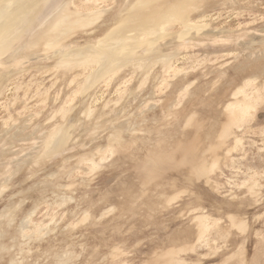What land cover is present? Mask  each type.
Listing matches in <instances>:
<instances>
[{
  "label": "rangeland",
  "instance_id": "rangeland-1",
  "mask_svg": "<svg viewBox=\"0 0 264 264\" xmlns=\"http://www.w3.org/2000/svg\"><path fill=\"white\" fill-rule=\"evenodd\" d=\"M0 72V264H264V0H0Z\"/></svg>",
  "mask_w": 264,
  "mask_h": 264
},
{
  "label": "bare ground",
  "instance_id": "bare-ground-1",
  "mask_svg": "<svg viewBox=\"0 0 264 264\" xmlns=\"http://www.w3.org/2000/svg\"><path fill=\"white\" fill-rule=\"evenodd\" d=\"M64 1V0H63ZM117 1V0H116ZM179 2V1H178ZM193 2V1H192ZM224 3V2H223ZM235 3V2H234ZM233 3V4H234ZM45 4V3H44ZM67 5V4H66ZM176 6V5H175ZM30 7V6H29ZM42 7V6H41ZM64 7H66V6H64ZM63 7V8H64ZM221 7V6H220ZM59 8H61V7H59ZM63 8H61V10L63 9ZM57 9V8H56ZM68 10H69V8H68ZM105 10V9H104ZM126 10V9H125ZM101 11V10H100ZM110 11V10H109ZM127 11V10H126ZM51 12H53V11H51ZM57 12H58V10H57ZM65 12V11H64ZM99 12V11H98ZM108 12V11H107ZM112 12V11H111ZM15 13V12H14ZM41 13V12H40ZM69 13V12H68ZM67 13V14H68ZM73 13V12H72ZM117 13V12H116ZM115 13V14H116ZM133 13V12H132ZM34 14V13H33ZM56 14V13H55ZM57 15V14H56ZM55 15V16H56ZM61 15V14H60ZM71 15V14H70ZM81 15H83V14H81ZM103 15V14H102ZM126 15V14H125ZM145 15V14H144ZM43 16V15H42ZM108 16V15H107ZM116 16H119V15H116ZM127 16H130V15H127ZM64 17V16H63ZM96 17V16H95ZM111 17V16H110ZM123 17V16H122ZM126 17V16H125ZM28 18V17H27ZM55 18V17H54ZM53 18V19H54ZM124 18V17H123ZM127 18V17H126ZM62 19V18H61ZM81 19V18H80ZM93 19V18H92ZM96 19V18H95ZM118 19H119V17H118ZM75 20H76V18H75ZM114 20H116V19H114ZM144 20V19H143ZM50 21V20H49ZM51 21H53V20H51ZM59 21V20H58ZM61 21V20H60ZM92 20H90L89 22H91ZM49 23V22H48ZM61 23V22H60ZM87 23H88V21H87ZM56 24V23H55ZM65 24V23H64ZM71 24H73V23H71ZM32 25V24H31ZM74 25V24H73ZM82 25V24H81ZM64 26H66V25H64ZM85 26V25H84ZM20 27V26H19ZM54 27V26H53ZM52 27V28H53ZM88 27V26H87ZM55 28V27H54ZM65 28V27H64ZM84 28V27H83ZM86 28V27H85ZM49 29V28H48ZM204 30H205V28H203ZM202 29V30H203ZM45 30V29H44ZM76 30V29H75ZM80 30V29H79ZM192 30H193V28H192ZM27 31V30H26ZM194 31V30H193ZM201 31V30H200ZM200 31H198L197 30V32L199 33ZM213 31V30H212ZM12 32V31H11ZM43 32V31H42ZM197 32H195V33H197ZM211 32V31H210ZM217 32V31H216ZM218 32H220V31H218ZM222 32V31H221ZM31 33V32H30ZM35 33V32H34ZM37 33V32H36ZM59 33V32H58ZM181 33V32H180ZM208 33H209V31H208ZM227 32H225L224 34H226ZM33 34V33H32ZM56 34V33H55ZM55 34H53V35H55ZM175 34H177V33H175ZM182 34H185V33H182ZM200 34H202V33H200ZM218 34V33H217ZM25 35H26V33H25ZM34 35V34H33ZM39 35V34H38ZM216 35V34H215ZM29 36H32V35H29ZM169 36V35H168ZM188 36V35H187ZM201 36V35H200ZM205 37V35H202L201 37ZM206 36H209L208 34H206ZM212 36V35H211ZM35 37V36H34ZM111 37V36H110ZM8 38V37H7ZM36 38V37H35ZM167 38H169V37H167ZM251 38V37H250ZM263 38V37H262ZM27 39H28V37H27ZM30 39V38H29ZM117 39V38H116ZM159 39V38H158ZM157 39V40H158ZM24 40V39H23ZM22 40V41H23ZM58 40V39H57ZM56 40V41H57ZM110 40V39H109ZM115 40V39H114ZM119 40V39H118ZM161 40H163V39H161ZM259 40H262V39H259ZM50 41V40H49ZM63 41V40H62ZM155 41V40H154ZM160 40H158L157 42H159ZM247 41H248V39H247ZM40 42V41H39ZM86 42V41H85ZM88 42V41H87ZM97 42H98V40H97ZM110 42V41H109ZM121 42V41H120ZM120 42H118V43H120ZM152 42V41H151ZM156 42V41H155ZM59 43V42H58ZM62 43V42H61ZM54 44H56V43H54ZM82 44V43H81ZM101 44V43H100ZM145 44H148V41H147V43H145ZM32 45H33V43H32ZM40 45V44H39ZM44 45V44H43ZM51 45H53V44H51ZM65 45V44H64ZM105 45V44H104ZM108 45H109V43H108ZM111 45V44H110ZM248 45V44H247ZM20 46V45H19ZM31 46V45H30ZM45 46H50V44L49 45H45ZM102 46V45H101ZM119 46V45H118ZM129 46V45H128ZM105 47V46H104ZM108 47H110V46H108ZM127 47V46H126ZM125 47V48H126ZM133 47V46H132ZM27 48H28V46H27ZM30 49H33L32 47H29ZM86 48V47H85ZM88 48V47H87ZM111 48V47H110ZM34 49H36L35 47H34ZM89 49V48H88ZM119 49V48H118ZM129 49V48H128ZM131 49V48H130ZM136 49V48H135ZM1 50H3V49H1ZM111 50H115V49H111ZM120 50V49H119ZM26 52H28L27 50H25ZM97 51V50H96ZM8 52V51H7ZM12 52V51H11ZM30 52V51H29ZM28 52V53H29ZM94 53H95V51H93ZM21 53H23V52H21ZM28 53L27 54H25L24 56H26V55H28ZM92 53V52H91ZM105 53V52H104ZM98 54V53H97ZM74 55V54H73ZM99 55H101V54H99ZM160 55V54H159ZM22 56V55H21ZM94 56V55H93ZM17 57H20V56H18L17 55ZM17 57H13V59L15 58V59H17ZM58 57V56H57ZM81 57V56H80ZM86 58V57H85ZM89 58V57H88ZM112 58V57H111ZM19 59V58H18ZM53 59V58H52ZM55 59V58H54ZM71 59V58H70ZM144 59V58H143ZM111 60V59H110ZM113 60V59H112ZM58 61V60H57ZM63 61V60H62ZM108 61H109V59H108ZM36 65V64H35ZM0 73H2V72H0ZM1 75V74H0ZM8 75V74H7ZM6 75V76H7ZM9 76V75H8ZM4 79V78H3ZM113 115V114H112ZM111 116V115H110ZM109 125V124H108ZM118 126V125H117ZM4 140V139H3ZM8 140V139H7ZM6 140V141H7ZM1 141V140H0ZM2 144V143H1ZM3 144H4V142H3ZM9 144H10V142H9ZM31 144V143H30ZM1 146V145H0ZM3 146V145H2ZM3 150V149H2ZM1 150V151H2ZM9 152V151H8ZM3 154V153H2ZM8 154V153H7ZM11 156V155H10ZM14 158V157H13ZM6 162V161H5ZM5 169V168H4ZM11 169V168H10ZM9 170V169H8ZM33 210V209H32ZM32 212V211H31ZM30 213V212H29ZM8 263V262H7ZM11 264V263H10Z\"/></svg>",
  "mask_w": 264,
  "mask_h": 264
}]
</instances>
